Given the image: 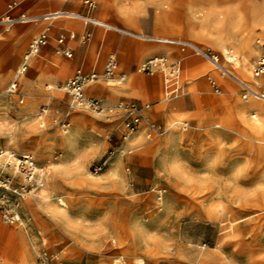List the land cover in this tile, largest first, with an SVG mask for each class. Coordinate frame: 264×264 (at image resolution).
Segmentation results:
<instances>
[{
    "label": "rangeland",
    "instance_id": "rangeland-1",
    "mask_svg": "<svg viewBox=\"0 0 264 264\" xmlns=\"http://www.w3.org/2000/svg\"><path fill=\"white\" fill-rule=\"evenodd\" d=\"M18 1L0 0V16ZM95 1L96 8L89 10L85 0H26L11 13L36 17L55 10L76 12L144 39L71 18L17 24L8 32L0 28V150L31 154L45 169L46 182L54 181L52 204H57V196L63 198L66 206L61 209L69 216L58 220L45 215L41 189L23 198L0 193V207L22 214L31 229L28 233L21 226L6 224L0 214V227L18 236L13 242L1 238L0 264H38L44 248L58 253L63 264H132L136 259L142 264H264V128L258 139L249 133L248 138L239 119V115L250 117L255 106L264 102L246 98L236 80L222 76L194 52L151 40L197 39L220 65L261 91L264 75L255 77L252 67L261 52L256 41L264 37L253 35L252 53L245 62L255 79L248 80L243 67L227 61L223 51H237L240 39L251 32V13L264 17V0ZM39 24L50 30H39ZM259 32L264 36V29ZM42 34H47L48 43L30 58L27 71L17 79L31 42ZM82 36H87L86 41H81ZM59 38L64 39L70 57L56 53ZM111 57L116 61L114 78L124 75L126 79L115 87L121 90L105 93L107 82L99 79L86 92L106 104L150 105L145 114L166 129L162 137L143 128L132 136H139L138 143L125 144L115 122L67 112L69 98L59 87L79 69L102 73ZM154 58H164L165 67L154 75L138 71ZM9 64L6 74L3 68ZM174 66L180 69L179 96L166 102L174 104L168 116L159 101L165 99L163 75ZM203 66L208 70L198 71ZM15 79L23 104L6 94ZM133 79L141 85L139 90L127 88ZM141 80H151L153 87L161 85V94L144 87ZM47 86H53V91ZM48 96L53 97L50 112L40 125L39 108L49 102ZM174 122H186L188 129L171 127ZM65 123L67 128H62ZM167 133L174 135V142L165 149L161 145ZM63 160L71 168L78 162L96 186L87 188L73 171L53 180L51 165ZM105 161L103 171L94 174L93 167ZM172 161L181 169L175 177L170 173ZM112 164L118 169L115 178L108 173ZM21 184L15 177L14 187ZM140 231L145 235H138Z\"/></svg>",
    "mask_w": 264,
    "mask_h": 264
},
{
    "label": "built area",
    "instance_id": "built-area-1",
    "mask_svg": "<svg viewBox=\"0 0 264 264\" xmlns=\"http://www.w3.org/2000/svg\"><path fill=\"white\" fill-rule=\"evenodd\" d=\"M22 1L13 2L9 9L10 11L5 15L0 16V28H3L8 32L12 27L17 24H26L32 23L34 19L30 18L26 14H20L14 16L11 12L18 6ZM85 5H87L89 10L96 8L95 0H85ZM67 18L81 20L86 24H91L95 27H102L107 30H111L99 23L98 21L92 20L90 17L82 16L80 14H63ZM49 31V30H47ZM73 38V36H71ZM87 36H82L81 41H86ZM49 39L47 34H42L38 38L34 39L30 46L29 52L24 56L23 62L17 71V79L20 75L25 73L29 66L30 58L37 54L39 49L42 46H45L48 43ZM57 50L56 53L65 57H70L71 52L66 50L63 43L64 39L59 38L57 41ZM256 45L260 48L261 52L255 64L253 66L252 72L255 77H260L264 75V40H257ZM178 46L181 47L182 51L190 50L194 52L197 56H200L210 64H212L215 69L220 70L219 64L214 59L213 55L205 50L190 46L188 44L180 43ZM166 60L164 58H154L147 61L143 68L142 72H146L150 75H154L156 70L162 67H165ZM116 68V61L114 57H111L108 62L105 64L102 73H98L96 70L90 72H84L79 69L76 71L73 77H71L63 86L59 87L60 90L65 92L69 98L67 103V112L68 113H88L94 117L115 122L117 128L122 129V138L127 140L141 131L143 128L146 129L148 134H154L157 137H162L166 129L162 128L160 125H157L154 122H151L148 117L145 115L147 109L150 108V105L141 106L136 102H125L120 101L115 104H106L100 99L89 97L86 94V89L96 83L99 79L104 81H110L114 79ZM179 67L174 66L169 71L170 74H167L165 79L166 91H168L169 96H178V75ZM17 79L12 82L6 90V94L9 98H16L19 104H23L24 99L18 93V83ZM210 83L215 89L217 94H220V89L216 82L210 79ZM49 91V90H48ZM247 96H253V92L249 89H245ZM49 102L43 104L39 108L38 120L40 125H44L45 118L50 112V104L53 101L52 96H48ZM58 123V121H55ZM67 124H62V128H67ZM174 128L180 131H186L188 129V124L185 123H176ZM107 162H103L99 165L93 167V173L99 174L106 167ZM10 170L15 174V177H18L22 184L19 187H14V175L9 174L7 171ZM45 173L43 168L37 166L36 161L33 157H25L23 155L17 154L12 151L0 150V193L15 195L18 197H25L35 193L41 189L39 186L38 180H42ZM1 219L4 223L10 225L21 226L23 229L30 233V220L23 217L22 214L16 210H11L7 207H0ZM29 226V227H28ZM31 236H33L31 234ZM37 236H41L40 232L37 233ZM38 264H63L61 257L58 253L49 252L47 249H42L38 257Z\"/></svg>",
    "mask_w": 264,
    "mask_h": 264
},
{
    "label": "bare ground",
    "instance_id": "bare-ground-1",
    "mask_svg": "<svg viewBox=\"0 0 264 264\" xmlns=\"http://www.w3.org/2000/svg\"><path fill=\"white\" fill-rule=\"evenodd\" d=\"M63 14L76 15L78 13L70 12V11L55 10L53 12L46 13V14H43V15H39V16H36V17L30 16V18L34 19L33 21L38 20V21L51 22V21H54V20H57V19H60V18H67ZM251 17H252V25L250 27L251 32L246 34V35H244L240 39V44H239V47H238L237 51L234 53V51L232 49H230V52L232 54H230V52L228 50H226V49L223 51V54L226 57L227 61L233 62L235 64L236 68L243 67V69L248 74V80H250L251 77L253 79H255V77L253 76L254 74L252 75L253 72L249 73V69L247 68V66L245 64L247 58L252 53V50H251V47H250L251 39H252L253 35H257V37H258L257 39H259L261 37H264V36H262L263 34H261L259 32L260 29H264V17H259V15H256L255 11H253L251 13ZM91 19L95 20V21H98L99 23L103 24L104 26H106L107 28H109V29H111L113 31L126 33V34H128V35H130V36H132L134 38L144 39V38H142V36L137 35V34L132 33V32H129L127 30H124V29L120 28L117 25L111 24L109 22H104L103 20H98V19H95V18H91ZM38 29L39 30L44 29L45 31L50 30L49 26H43V24H39L38 25ZM151 40L158 41V42L172 43V44L184 43V44H188L190 46L196 47V48H200V47L203 46V44L197 39H192L191 41H193V42L179 40V39L169 40V39H162V38H154V39H151ZM213 57L216 60V62L218 63V58L216 56H213ZM190 64H191V61H187V65H190ZM10 66H11L10 64L5 66L3 68V72L6 73V74H9ZM143 66H144V63H142L141 66L139 67V69H138L139 72H142ZM219 67H220V70H221L220 72H221L222 76H227L229 78H232V79L236 80L244 89H249V90H251L253 92V98H255L256 100H259L261 102H264V89L261 90V91H257L253 86L248 84L241 77L237 76V74L234 73L233 71H231L230 69H228V68H226V67H224V66H222L220 64H219ZM252 69H253V67H252ZM207 70H208V68L205 67V66H203L202 68L198 69V71H200V72H205ZM170 73H171V71L167 72V70H166V75L165 74L163 75V82H164V91H163L164 92V97L163 98H165V99H161L159 101L160 109L165 111L166 115L168 113V116L170 114L168 111L171 110V108H173L174 104L168 105V104H166V102L168 101V99H176L175 96L169 97L168 91L165 90V79H166L167 74H170ZM119 79H115L114 78L113 80L106 81L107 82L106 86L103 87L104 92L105 93H112V94L116 93L117 91L119 92L121 89H117L115 87L120 85V84H122V81L126 80V79H124V75H121V77ZM141 82H142L141 84L144 87H146L148 89L154 88L155 92L161 94V92H162L161 85H159L158 87H153L154 85H153V82L151 80H149V81L141 80ZM23 83H24V81H23ZM140 86L141 85L139 84V82L137 80H135V79H133V81L131 83L127 84V88L130 89V90H136ZM46 89L49 90V91H53V86H47ZM178 96H179V94H178ZM215 103L216 104L219 103V100H217ZM258 106H255V111L250 114V117H247L245 115H239V119L241 120V122L243 124V128H244L248 138H251L249 136V134H251L252 136L256 137L255 139H258L259 134L261 133V131L264 128V104H260ZM176 123H179V122H174L170 126L173 127ZM180 123H182V122H180ZM188 126H189V124H188ZM0 127H1V125H0ZM136 135L137 134H135L134 136H136ZM131 140H133V142H135V143H138L141 139L139 138V136L138 137H132V138H129V139L125 140L124 143L125 144H130ZM142 141H143V139H142ZM133 142H132V144H133ZM173 142H174V135L172 133H167L166 137H165V139L163 141V146L161 145V147L167 149L168 147H170L173 144ZM20 155H23V156H25L27 158L33 157L31 154H20ZM256 157H257L256 161H259L260 158H261V152L257 151V156ZM167 162H169V161L167 160ZM163 163L166 164L165 161ZM51 166L54 167L53 168L54 173L52 174L53 180H54V178L62 176L64 173H65L64 175H66L67 171H71V172L73 171V174L75 173L77 176L82 177V180H83L82 182L85 184V186H87V188H90V187L93 188L94 186H96L95 182H92V181H90V180H88L86 178L85 173L82 170V168H81V166H80V164L78 162L75 163L72 166L73 168H71V166H69L67 164L66 160H63V161L59 162L55 166L54 165H51ZM49 167H50V165H49ZM180 170H179V166H178L177 162L172 161V163L170 164V173L174 174V177H175L176 175L179 174ZM43 171L45 173V177L43 176L42 180H40V179L38 180V183H39L38 185L39 186L41 185L43 187V188L41 187V190H43L42 194H41V200H42V203H41L42 206L40 205L41 206V211L45 215L50 216V217H52L54 219L67 220V218L69 217L68 214L65 213L61 209V207L66 206L63 198H61L60 196H57L56 197L57 204L56 205L52 204V200H53L52 190H53V184H54L53 182L54 181H52V183H50L51 181L47 183L46 181H48L49 178L47 179L46 172H45L44 168H43ZM117 172H118L117 167L114 164H112L110 166L109 170H108L109 176L111 178H115V177H117ZM66 177H67V175H66ZM46 183H47V185H46ZM176 187H177V185H176ZM232 224L234 225V223H232ZM145 233H146L145 231H140L138 233V235H145ZM17 237L18 236L13 234L12 232H9L8 230L3 229V228L0 227V242H1V238H5L6 242H13V241L16 240ZM7 244H9V243H7ZM114 264H121V263L118 262V261H115ZM132 264H142V262L140 260L136 259Z\"/></svg>",
    "mask_w": 264,
    "mask_h": 264
},
{
    "label": "crops",
    "instance_id": "crops-1",
    "mask_svg": "<svg viewBox=\"0 0 264 264\" xmlns=\"http://www.w3.org/2000/svg\"><path fill=\"white\" fill-rule=\"evenodd\" d=\"M86 94H87L88 96H90V95L88 94V92H86ZM90 97H93V96H90ZM93 98H95V97H93ZM145 115H147V114H145Z\"/></svg>",
    "mask_w": 264,
    "mask_h": 264
}]
</instances>
